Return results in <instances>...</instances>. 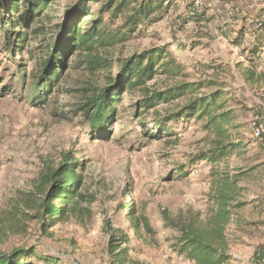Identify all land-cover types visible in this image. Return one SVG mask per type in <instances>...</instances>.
Listing matches in <instances>:
<instances>
[{
  "label": "rangeland",
  "instance_id": "rangeland-1",
  "mask_svg": "<svg viewBox=\"0 0 264 264\" xmlns=\"http://www.w3.org/2000/svg\"><path fill=\"white\" fill-rule=\"evenodd\" d=\"M78 1L57 0L52 4V19L46 28L48 39L58 34L55 29L64 21L65 12ZM215 2L189 0L185 6L175 4L155 23L140 25L126 41L110 47V69L91 73L77 67L71 58L52 88L35 85L38 71L34 65L45 57L41 52L44 38L37 36L26 44V61L16 60L7 49L12 45L11 37L0 30V220L12 224L0 238L1 249L11 252L16 247L35 246L63 258L61 264H111V236L105 230V222L111 220L115 229L129 237L125 247L133 260L191 264L175 251L177 232L166 226L162 212L166 209L174 218L189 209L205 213L212 172L229 167L234 174L246 173L239 183L246 205L240 210L241 221L231 223L227 229L231 255L227 264H249L264 243V146L253 137L252 129L258 105L254 101L264 89L251 90L240 78L252 64L250 51L259 41L245 37L240 42L245 28L236 30L231 24L230 7L229 14H223L227 24L222 25ZM103 4V0H92L89 6L97 16ZM104 20L106 34L124 32V18H113L106 12ZM253 24L248 34H252ZM257 35L261 36L259 32ZM156 46H166L183 63L188 81L222 69L227 90L246 105L237 108L235 138L241 146L223 163L214 166L209 161L194 162L209 142L203 121L193 118L164 122L173 105L138 110V92L124 95L118 105V121L110 128L108 138L91 137L90 123L79 109L99 87L107 85L110 76H117L118 57ZM157 80L162 78L153 83ZM65 151H71L86 166L85 186L96 196L90 222L85 226L74 220L58 222L46 233L31 216L14 224L12 202L30 195L43 162L58 159ZM128 207L134 208L136 217L148 220L152 232L145 231L143 239L131 228Z\"/></svg>",
  "mask_w": 264,
  "mask_h": 264
},
{
  "label": "trees",
  "instance_id": "trees-1",
  "mask_svg": "<svg viewBox=\"0 0 264 264\" xmlns=\"http://www.w3.org/2000/svg\"><path fill=\"white\" fill-rule=\"evenodd\" d=\"M56 1L0 0V30L11 37L12 45H7V49L13 58L26 61L23 51L26 44L37 36L44 38L41 52L45 57L34 68L38 71L35 85L41 84L46 88L55 86L73 57L77 67L91 73L112 68L110 47L126 41L140 25L155 23L172 4L171 0H103L104 4L96 16L89 6L92 0H79L65 12L64 21L55 29L58 34L48 39L46 28L52 19L49 11ZM106 12L111 13L113 18L125 19L124 32L109 31L106 34ZM8 28L10 31L7 32ZM259 30L260 41L250 51L252 57L264 50L261 41L264 24ZM116 60L117 76H110L107 85L99 87L79 109V114L90 123L93 139L111 135L110 128L118 121V105L124 95L138 92V110L155 109L160 104L173 105L166 112L164 122L193 118L203 121L209 142L194 162L209 161L214 166L219 165L239 149L241 143L235 138L237 110L246 108V105L227 90V84L222 80V69L188 81L183 63L166 46L151 47ZM257 67L252 60V70L246 73L247 80H255ZM156 78L162 80L153 83ZM162 130L159 126V131ZM85 170L86 166L71 151L62 152L58 159L44 161L30 195L12 202L13 223L31 216V220L42 225L44 233L58 222L68 220L87 225L92 219L91 205L96 196L86 189ZM245 175L242 171L234 174L229 167L214 170L209 207L205 213L189 209L174 218L166 209L163 210L166 226L177 232L175 251L191 264L229 263L231 255L227 229L231 223L241 221L240 210L246 202L242 199L239 183ZM128 217L139 239L144 238L145 231L152 232L148 220L136 217L134 208L128 207ZM11 228L12 224L5 219L0 220V238ZM105 230L111 236L108 246L111 264H145L129 256L125 247L129 237L115 229L111 220L105 222ZM62 260L35 246L16 247L11 252L0 248V264H61Z\"/></svg>",
  "mask_w": 264,
  "mask_h": 264
},
{
  "label": "crops",
  "instance_id": "crops-1",
  "mask_svg": "<svg viewBox=\"0 0 264 264\" xmlns=\"http://www.w3.org/2000/svg\"><path fill=\"white\" fill-rule=\"evenodd\" d=\"M171 1H172L171 8H173L175 4H182L184 6L189 4V0H171ZM214 6H215L216 12L219 14V16H221L220 23L222 25L227 24V19H224L223 14H226V15L229 14L230 8H231V10H233V13L231 14V16H232L231 24H233V26H235L237 28L236 30H242L243 28H245L242 31V33H240L238 31L235 34L238 36L240 33V36H239V40L241 39L240 42H242L245 37H246V39H248L249 37L252 38L253 42L255 41L256 38H257V41H260V37H257L258 36L257 32H259L260 30L256 29L254 24L252 26V28L254 30V31L252 30L253 35L248 34V32H250L251 24L254 23V21L256 19H258L259 17L264 16V12L259 14V15L257 13L258 11L264 9V1H260V0H217V2H215ZM242 35H244L243 38L241 37ZM262 39L263 40H261V41H262L263 46H264V37H262ZM235 42L237 44H239V41H235ZM262 49H264V47ZM256 64L258 65V67H257L256 76H255L254 81H249L246 79V75H247L246 73H248L249 71L252 70V69H250V67H248L247 69H244V71L242 70L244 73L240 79L251 90L252 89L263 90L264 89V75H263V77H261V75H262V73H264V68H263L264 66H262V64H259V63H256ZM259 77H261V78H259ZM262 101H264V94L259 93V97L257 99H255L254 103H260Z\"/></svg>",
  "mask_w": 264,
  "mask_h": 264
},
{
  "label": "built area",
  "instance_id": "built-area-1",
  "mask_svg": "<svg viewBox=\"0 0 264 264\" xmlns=\"http://www.w3.org/2000/svg\"><path fill=\"white\" fill-rule=\"evenodd\" d=\"M194 14V13H193ZM264 24V16L254 21L256 29H261ZM255 63H264V50L251 58ZM253 137L264 146V101L258 103L252 118ZM249 264H264V243L255 251Z\"/></svg>",
  "mask_w": 264,
  "mask_h": 264
}]
</instances>
